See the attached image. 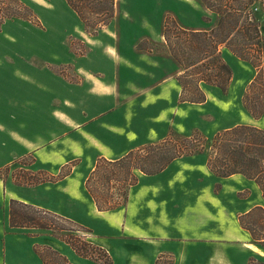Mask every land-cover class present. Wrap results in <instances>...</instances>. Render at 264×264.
I'll list each match as a JSON object with an SVG mask.
<instances>
[{
	"label": "rangeland",
	"instance_id": "1",
	"mask_svg": "<svg viewBox=\"0 0 264 264\" xmlns=\"http://www.w3.org/2000/svg\"><path fill=\"white\" fill-rule=\"evenodd\" d=\"M20 1L26 7L20 10V14L28 18L13 17L6 19L0 25V106L4 109L0 112V116L5 120L1 122L7 128L14 130L18 129L20 124H24V127L19 129L22 130L26 129L25 126L29 121H34V112L31 111L30 106L41 107L44 116L50 114L51 106L61 108L65 95L56 92L57 83L59 91L68 95L70 126L64 128L56 118L53 119L51 135L41 139L44 142L31 151L22 150V145L13 143L12 140L5 139L3 142V138L0 137V178L5 186L4 195L0 198V264H4L2 249L4 242L7 245L6 257L9 264H22V260L28 262L29 257H33L31 253L33 244L38 250L50 246L66 257L71 264H107L103 250L110 258L111 264H132V252H137L134 253L133 261L139 264L142 262L147 264L148 258L155 255V250L147 241L127 237L123 228L117 226L112 212H97L86 187V179L91 174L89 172L99 158L98 153L93 151L91 143L94 142L89 139L90 144H85L79 132L77 122L87 121V118L83 116L80 104L78 105L75 98L80 95L79 83L84 78L85 68L97 74L98 69L103 70L107 67V64L102 62L101 56L106 57L107 52L103 50L108 44L114 46L117 57H126L131 61L129 64L131 70L127 64L122 74L128 76L121 87L122 104L118 106L112 119H102L100 115L98 116L101 112H96V120L89 121V128L98 135L99 125L107 124L106 121L109 120L116 122L117 119L126 120L124 124L129 125L132 121V126L139 127L140 115H147L148 136H144L142 129L140 136L133 134L132 137V142L136 143L132 151L137 152L141 149L134 158L138 159L139 155H144L147 152V145L170 140V147L172 144H175V148L178 145L182 155L171 163L169 166L171 170L166 171L159 182L165 184L170 179L181 182V185L174 183L181 188V191L177 192L180 206L188 204L186 202L197 201L195 208L198 211L196 214L198 221L206 213L205 208L200 204L201 201L210 209L214 208L212 201H219L228 207V216L233 218L234 214L236 218L249 199L252 200L254 196L245 200L244 197L250 192L247 188L233 193L229 187L222 189L217 195L220 188L217 181L220 180H214L215 177L208 170L206 162L211 138L224 128L235 126L236 123L257 125L260 128L264 126V122H254L250 119L243 104L245 86L253 75V68L246 61L238 59L222 48L221 56L232 69V92L221 93L216 87L201 83L206 95L205 102L182 103L173 110L166 108L159 123L152 118L155 111L146 113L141 111L146 107L140 102L139 96L145 84L152 85L162 76L174 75L176 78L183 73L178 59L174 58L171 54L172 50L166 43L164 37L166 27L172 49L174 53L179 51L180 56L186 49L180 44L174 45L179 41L176 36L177 28L209 31L216 26V14L205 7L200 0H113V15L108 23L97 27L95 32L88 33L84 30V25L77 14L68 7L62 8L60 0ZM260 31L264 36V18L261 19ZM185 53L187 54V50ZM146 68L150 70L149 75H144L142 72V69ZM49 72H52L61 83L50 78L47 74ZM13 100L15 104L12 103ZM50 100H52L51 106ZM31 115L33 120L29 118ZM192 137H197L199 140L193 142ZM185 138L188 140H183ZM64 157H68L69 161L59 168V172H56ZM172 170H176L173 175H171ZM103 171L109 178L114 176L110 168L102 165L101 174ZM66 173L69 174L65 180L69 195L67 207L64 199L62 209L58 202L56 206L58 214H56L59 217L51 220L55 227L74 229L78 228L76 226L78 224L82 230L53 232L49 229L9 226L10 199L21 201L20 199L24 197L27 202H21L29 205L37 202L34 203V207L46 210V206L55 205L57 194L55 181ZM134 174L140 181L139 185L141 183L144 187L157 185L156 177H148L142 181L145 177L143 173L134 170ZM122 176V173L115 175L113 178L117 180L113 179L110 182L107 180L103 182L102 176H98L99 179H95L96 183L91 181L88 187L94 192L93 188L97 187L95 193L100 202L114 205L113 210L124 216L127 211L125 207L127 198L123 199V189L126 188L127 181H124ZM39 183L41 184L37 185ZM210 183L213 184L212 188L208 187ZM145 194H147L145 191L138 192L132 200L133 207H136L135 211L141 209V200ZM19 210L21 215L25 214L24 220L30 215H35L26 208ZM216 213L221 217L225 215L219 213V209ZM37 216L40 217L41 214ZM263 216L261 212L253 215L255 219ZM61 217H69L76 224H67L65 220L60 219ZM184 218L189 219L188 216L182 215V220ZM246 221L249 222L250 218ZM251 227L256 233H262L263 227L260 225L252 224ZM54 233L64 234L66 237L70 235L69 241L77 246L89 242L103 250H92L90 255L93 256H80L70 245L54 236ZM170 235L172 237L168 236L162 240L163 244L159 245V249H169L168 246H172V243L181 246L186 242L189 247L193 245L194 240L190 234L174 232ZM175 235L178 237L174 238ZM173 261L172 251L167 250L165 254H159L155 258L154 264H173ZM252 264L257 262L254 261Z\"/></svg>",
	"mask_w": 264,
	"mask_h": 264
},
{
	"label": "crops",
	"instance_id": "2",
	"mask_svg": "<svg viewBox=\"0 0 264 264\" xmlns=\"http://www.w3.org/2000/svg\"><path fill=\"white\" fill-rule=\"evenodd\" d=\"M60 3L62 4V8L68 7L72 12H74L68 6L66 0H60ZM53 8L55 9V7ZM222 48L226 49L228 53L232 54L224 46L220 47V51L222 50ZM103 52H107L106 57L105 55L101 56L102 62L107 64V67L103 70L98 69L97 74H95L96 72L92 73V70H88L85 68L84 78L79 83L81 84L79 88L80 95L76 96L75 100L78 101V105L80 104V109L83 112V116L87 118V121L79 120L77 122V127L80 128L79 132L82 134V139H84L85 144H90L89 139L94 142L91 143L93 151L98 153L97 157L99 159L104 158L107 160H116L132 151L134 148V144L136 146V143L132 142L133 134L140 136L143 129L144 136H148L147 121H149V119H147V115H140L141 122L139 127L132 126V121L129 125L124 124L126 120L120 121L119 119H117L116 122L105 120L107 124L102 123L98 126L100 129L98 135L92 132V130L89 128V121L96 120V112H101L100 114L98 113V116L100 115L102 119H112V117L114 116V112L116 111L118 106L122 104L120 102L121 100H123V97L120 96V93H122L121 87L122 83L128 78V76L122 74L126 69L127 64H131V61L128 58L117 57L116 50L111 44H108ZM128 68L131 70V66ZM142 70L144 75H149V68ZM47 74H49L50 78H54L56 82L61 83L59 79H57V77L52 74V72H49ZM252 77L253 75L251 76V78ZM251 78L247 80V85L250 82ZM51 82L53 83V81ZM150 85L151 84H145L141 92H139L140 102H142L143 106L146 107L142 108L141 111L145 113L155 111L152 115V118L153 120H157V123H159V120H161V118L163 117V113L166 108H168L169 110H173L175 106L178 107L182 103L200 104L193 102H182L179 99L180 85L176 78H174V75L162 76L160 80H158L151 86ZM247 85L245 86V89ZM55 89L57 93L65 95V97L63 98L64 104L62 105L64 107L61 106V108H52V100H50V114L48 116H44V110H41V107L30 106L31 111L34 112V121H29L25 126L26 129L19 130L20 128L24 127V124H20L18 129L14 127L15 130L7 128L4 123H2L5 122V120L0 116V137L3 138V142L5 141V139H8V141L12 140L13 143L17 142L18 144H21L22 150L31 151L33 149H36L38 147V144L44 142V140L41 139H46L45 137H47V135H51L53 130V119L56 118L57 120H55L60 124V126L69 128V105L67 102L69 101L68 95L59 91L57 83L55 84ZM231 90L232 83L230 78L226 91L228 94H230L232 92ZM205 100L203 102H205ZM12 103L15 104V100H13ZM0 109V112L4 110L2 106H0ZM58 113L60 115H57ZM138 116L139 114L136 116V118ZM29 118L33 120L32 115ZM250 119H252L254 122H264V117L254 119L250 116ZM238 124L242 123H236V125ZM227 128L228 127L224 129ZM261 128H264V126H262ZM5 130L7 131L5 132ZM62 159L63 160L59 167L57 166L58 169L56 172H59V168H61L65 163L69 161L68 157H64ZM175 159H173L165 168L155 174H143L145 177L142 179V181L144 179H147L148 177H156L155 182L157 185H146L144 187V184L142 183V185H139L140 181L138 179L134 185L130 186L125 206L127 211L124 216L119 215L115 212V210L100 211L96 208L93 201L95 210L97 212H112V214H114L113 217L117 222V226L123 228V232H125V235L127 237H130L131 239L147 241V243L152 245L153 249L155 250V255L153 254V257L148 258L149 262H147V264H154L155 258L159 254H165L167 250L172 251V255L174 256L173 264H252L254 261H256L257 264H264V246L254 242L251 239L250 233L246 229H243L238 222L239 215L248 212L256 206L264 205V198L257 183L253 179H249L241 174H233L227 177H218L208 169L215 177L214 180H220L217 181L220 184L217 195H219L221 190L226 187H229L233 191V193L247 188L250 192L248 196L244 197V199L247 200L252 196H254V198L252 200L249 199L248 203L242 210H240L236 218H234V214L232 215L233 218H230L228 216V207L224 206L223 203H219V201L211 202L214 207L213 209L208 208L204 205V202L201 201L200 204L205 208L206 213H204V217H202V219L198 221V219L196 218V214L198 211L195 208V204L197 201L186 202L188 204L180 206L177 192H180L181 188L174 185V183L181 185V182L171 179L168 180V183L165 182V184L164 182H159L161 181V176H164L166 171L171 170L169 169V166ZM94 166L95 165L92 166L91 170L94 168ZM91 170L89 173H91ZM175 172L176 170H172L171 175L175 174ZM68 176L69 174L66 173L55 181V184H57L55 205L51 204L50 206H46L47 211L58 214V209L56 208V206H58L57 204L59 202L60 208L62 209L63 199L65 200L64 204L67 207L69 195L68 184L67 182H65V180ZM40 184L41 183L37 185ZM59 185L60 189H58ZM212 185L213 184L210 183L208 187L212 188ZM144 191L147 194H145V198L143 197V199L141 200V209L139 211H135L136 207H133L131 202L138 192L142 193ZM4 192V181L0 178V198H2ZM58 192H60L59 196ZM20 200L27 202L25 201L24 197H22ZM34 203L37 202H32L31 204L35 205ZM174 208H178L179 210L175 211ZM218 209L219 213H221L222 215L223 213L225 214L223 217L216 213ZM182 215L188 216L189 219L185 220L184 218L182 220ZM67 218L71 219L69 217ZM174 232H185L187 234H190L191 238L194 240L193 245L189 247L190 245L186 242H184L181 246L179 244L172 243V246H168L169 249H159V245L163 244L162 240L166 239L168 236L172 237L170 234ZM176 237H178V235L174 236V238ZM34 246L35 245L33 244L31 247V253L33 254V257H29L28 262L22 260V264H43L42 260L35 253L33 249ZM2 249L4 255V264H9L6 257L7 245L5 242L4 246L2 245ZM8 249H10V247H8ZM134 253L137 252L131 253L132 264H139L133 261L135 257ZM141 264L145 263L142 262Z\"/></svg>",
	"mask_w": 264,
	"mask_h": 264
},
{
	"label": "trees",
	"instance_id": "3",
	"mask_svg": "<svg viewBox=\"0 0 264 264\" xmlns=\"http://www.w3.org/2000/svg\"><path fill=\"white\" fill-rule=\"evenodd\" d=\"M205 7L211 10L217 16V23L214 28L206 30H182L177 28L176 36L178 41L174 45H182L187 50L179 56V51L174 53L168 27L164 30V37L171 54L178 59L183 73H180L176 79L180 85L179 99L182 102L201 103L205 100V93L201 88V83L214 86L221 92H226L229 80L232 76V69L221 56L220 47L224 46L234 56L248 62L253 70V77L248 83L243 96V104L250 116L254 119L264 117V36L260 31L261 19L264 18V0H200ZM6 2V3H5ZM68 6L77 14L84 25V30L88 33L95 32L97 27L108 23L113 15V0H66ZM0 5V25L13 17H25L20 14V10L26 8L20 0H2ZM92 28L93 30H89ZM175 36V35H174ZM183 42V43H181ZM189 49V50H188ZM181 53V51H180ZM193 142L198 141L197 137L191 138ZM187 141L188 139H183ZM170 140H164L159 143L147 145V152L138 159L134 157L140 152L130 151L123 157L116 160L99 159L91 174L86 179V187L92 197L95 206L100 211L113 210L114 205L104 204L98 199L95 192L89 189L90 182L102 176L103 182L106 180H117L115 175L123 174V180L126 182V188L123 190V199L127 198V189L137 182L134 170L143 174H155L165 168L173 159L182 155L178 145L172 144ZM210 151L207 157L206 165L208 169L218 177H227L233 174H241L249 179H253L259 186L264 198V128L248 124H238L216 133L209 143ZM102 165L111 169L113 177L106 175ZM102 182V183H103ZM20 208H26L35 215H30L24 220V215L20 214ZM256 212L264 214V206H256L248 212L238 216L239 225L246 229L252 240L264 246V216L255 219L253 215ZM9 226L10 227H34L39 229H49L68 232L69 230H82L80 225L68 218L67 224H76L78 228L69 229L65 227H55L51 218H58L56 214L41 210L33 205L9 200L8 207ZM48 216V219H47ZM250 218V221L246 220ZM263 227L262 233H256L251 227L252 224ZM80 226V227H79ZM84 230V229H83ZM59 240L70 245V247L80 256H93L91 251L95 249L103 250L93 246L89 242L82 243V246L75 245L69 241V237L64 234H55ZM88 248L90 251H88ZM35 253L42 260L43 264H71L66 257L59 252L45 246L37 249L34 246ZM89 252V255H87ZM105 253L110 263V258Z\"/></svg>",
	"mask_w": 264,
	"mask_h": 264
}]
</instances>
